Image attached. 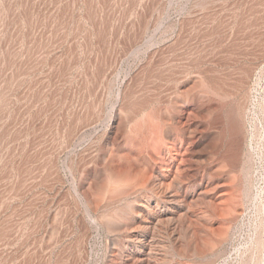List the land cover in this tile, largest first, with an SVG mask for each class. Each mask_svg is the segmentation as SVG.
<instances>
[{"label":"rangeland","instance_id":"rangeland-1","mask_svg":"<svg viewBox=\"0 0 264 264\" xmlns=\"http://www.w3.org/2000/svg\"><path fill=\"white\" fill-rule=\"evenodd\" d=\"M0 8V264H221L238 212L264 230V0Z\"/></svg>","mask_w":264,"mask_h":264},{"label":"bare ground","instance_id":"bare-ground-1","mask_svg":"<svg viewBox=\"0 0 264 264\" xmlns=\"http://www.w3.org/2000/svg\"><path fill=\"white\" fill-rule=\"evenodd\" d=\"M0 10H1V8H0ZM0 66H1V64H0ZM164 69H166V68H164ZM98 72H100V71H98ZM184 112H186V111L182 110V111H178L177 113L179 114V113H184ZM117 115H119V114H117ZM127 117H129V116H127ZM189 120L190 119H189L188 115L185 117V121H181L179 115H174L171 118V121H173V123H175L177 125H182L181 126L182 130H183V136L182 137H183V141H185L186 143H190V138L188 136L189 134L186 135V131L188 130V126H189ZM233 126H235V124ZM236 128L237 127L235 126V128H234L235 131H237ZM188 131H190V128ZM154 132L156 135H158L157 136L158 139L159 138H160V140L163 139V137L161 136L162 133L158 134V131L156 129ZM239 132H240V130H239ZM165 135L167 138L166 139L167 144L165 143L164 152H166V154L168 155V159L172 163V165L174 166V170L171 171V168L169 167L171 164L169 165L166 161L165 157H167V155L164 156L165 154L164 155L158 154V156H159L158 158L160 159L159 163H160L162 176L156 182L155 185H156V189H157L156 192L159 194V196L164 195L168 191L170 184H172V182H174L175 180L178 179V177H179V173H178L179 164L183 161L182 155L184 153V152H181V150H179V148L177 149V147H175V144H171L172 143L171 141H173L174 138L173 137L171 138V131L170 130H166ZM169 139H171V140H169ZM151 142H152V139L150 138L147 140L146 143H148V145H149L148 148L153 150ZM216 181L213 182L214 188L219 186V183ZM203 189H205V188H203ZM199 190L197 193H195V191H193V190L188 191V192H184L183 200L191 202V201H194L195 197H197L198 201H201L205 205V208H206L207 204L204 201V197H205V192L207 193L209 191H206V189H205V192H203L204 190L203 191L201 189H199ZM247 190L249 192H251V198L252 199H254V195L257 196V192L255 194L253 193V192H255V185L253 183V175H251V177L248 181ZM253 203H252V205H253ZM257 211H258V209L256 210V212ZM203 212L204 213H202L200 216L198 215L197 217H195L196 220H199L203 217H210L209 216L210 213L207 211V209H205ZM241 217H242V219H240ZM250 217L251 216H249V214L245 215L243 211H240L232 219H230V228H229L228 234H227L225 239L231 241L232 249L229 252V254H227L228 256H226L224 259H222V261H221L222 263L220 262L221 264H264V230L262 228L260 221H257L256 218H254V217L252 218V220H250ZM239 221L241 223H239L237 225V223ZM236 225H237V227H236ZM197 241L196 242L198 245L195 246V253H196V255H199V256H203V255L208 254V253H213L214 248L220 244V242L219 243L213 242L209 247H207V243L204 242V240L200 236H198Z\"/></svg>","mask_w":264,"mask_h":264}]
</instances>
